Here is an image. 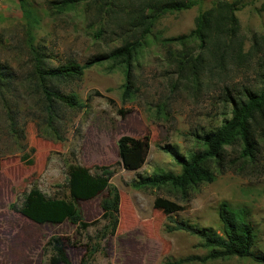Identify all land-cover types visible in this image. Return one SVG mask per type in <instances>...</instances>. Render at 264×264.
<instances>
[{"label":"rangeland","instance_id":"rangeland-1","mask_svg":"<svg viewBox=\"0 0 264 264\" xmlns=\"http://www.w3.org/2000/svg\"><path fill=\"white\" fill-rule=\"evenodd\" d=\"M25 1L22 9L18 0H0V65L8 67L16 88L8 103L0 98V264H49L47 243L53 237L70 239L67 252L71 263L80 264L89 237L95 240L107 225L100 208L103 195L79 203L84 221L93 223L85 233L69 222L34 223L18 210L24 194L34 187L50 201L67 197L70 165L92 172L97 167H112L111 183L121 194L118 229L102 241L104 252L96 257V264H176L189 257H203L206 250L201 237L185 231L169 232L167 226L173 225V218L207 234L220 233L218 208L223 202L249 218L256 231L253 252L264 256V152L253 177L227 172L214 183L200 185L189 202L172 196L168 189L138 191L132 186L139 176L182 173V167L161 147L175 145L184 156L200 150L194 135L222 125L227 110L225 85L235 91L261 89L264 40L249 61L231 65L223 80L211 79L199 94L186 89L174 93L177 75L162 42L189 34L195 28V18L215 0H203L191 10L167 14L134 63L138 91L127 104L122 102L125 67L112 61L95 65L81 79L63 87L65 94H77L88 106L82 111L63 109L56 124L62 137L58 140L49 138L39 95L28 87L33 71L30 45L44 53L54 67L69 61L84 65L122 46L127 20L123 14L112 15L107 10L104 3L110 0H90L63 14L50 8L52 0ZM243 3L246 7L237 13L240 38L245 52H250L254 36H264V0ZM24 10L31 13L33 23L35 19L39 23H30ZM101 29L105 32L97 38ZM165 102L170 114H159L158 107ZM7 104L17 118L20 133L10 128ZM123 137L137 140L139 151L122 154L118 142ZM163 201L169 204L163 205ZM186 264L261 263L235 257Z\"/></svg>","mask_w":264,"mask_h":264},{"label":"trees","instance_id":"trees-1","mask_svg":"<svg viewBox=\"0 0 264 264\" xmlns=\"http://www.w3.org/2000/svg\"><path fill=\"white\" fill-rule=\"evenodd\" d=\"M22 9L27 2L18 0ZM90 0H52L51 9L57 14L67 13ZM203 0H110L104 3L112 15L123 14L127 20L122 46L109 55H100L81 65L69 61L61 66H52L44 53L30 45L33 71L28 79V87L39 95L42 120L50 130L49 138L62 140L56 124H59L63 109L82 111L87 108L77 94H65L62 90L81 79L85 71L97 64L112 61L125 67L122 102L127 104L136 89L134 63L147 46L157 23L167 14L180 13L201 5ZM243 0H215L212 7L200 12L195 18V28L187 35L164 39L170 66L175 70L177 80L172 85L175 93L180 89L199 94L205 84L217 77L223 80L231 65H243L257 50L261 49L263 37L254 36L250 52H245L240 38V19L237 13L244 9ZM264 11V3L262 5ZM26 19L33 23L31 13L24 10ZM39 20H34V25ZM105 31L99 30L97 38ZM32 43V42H31ZM175 45L178 47L175 48ZM14 78L8 67L0 65V98L9 102V95L16 93ZM261 89L232 90L225 85V109L222 125L209 132L196 133L194 137L201 149L184 156L175 145L167 144L161 149L172 156L182 167V173H155L151 176H139L132 183L135 190L149 191L168 189L169 193L183 202H189L192 194L202 184L214 183L219 176L232 172L238 176L253 177L258 173L259 156L264 152V72ZM8 106L10 128L13 133L22 130L17 127V118ZM230 109V110H229ZM230 111V112H229ZM167 102L158 107L159 114H168ZM170 114V113H169ZM125 116V114H123ZM53 133H52V132ZM122 154L139 151V142L131 137H123L118 142ZM114 170L110 166L97 167L95 172L81 165H70L67 170V197L50 201L37 187L23 196L20 214L34 223L50 222L61 225L69 222L78 227L80 233L87 232L93 224L86 223L80 208V202L91 201L103 195L100 208L102 218L107 225L100 230L96 239L89 237L86 253L80 264H96L101 255V243L113 236L119 226L121 194L111 180ZM169 202L163 201V205ZM162 205V206H163ZM13 208L17 209L16 205ZM218 215L221 232L213 235L198 230L184 221L170 219L169 232L185 231L202 238V247L206 250L203 257L194 256L178 261L176 264L190 262L207 263L209 261L230 258H250L264 264V256L253 252L256 244V231L249 218L229 203L219 205ZM93 240L95 241L93 243ZM70 239L53 237L47 247L51 256L49 264H72L67 248Z\"/></svg>","mask_w":264,"mask_h":264}]
</instances>
